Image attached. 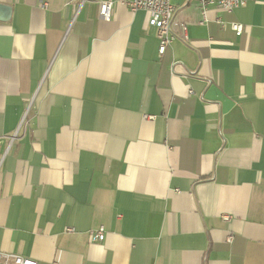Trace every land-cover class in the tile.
Wrapping results in <instances>:
<instances>
[{
  "label": "crops",
  "instance_id": "1",
  "mask_svg": "<svg viewBox=\"0 0 264 264\" xmlns=\"http://www.w3.org/2000/svg\"><path fill=\"white\" fill-rule=\"evenodd\" d=\"M127 1L0 0V252L264 264V0H169L161 57Z\"/></svg>",
  "mask_w": 264,
  "mask_h": 264
},
{
  "label": "built area",
  "instance_id": "2",
  "mask_svg": "<svg viewBox=\"0 0 264 264\" xmlns=\"http://www.w3.org/2000/svg\"><path fill=\"white\" fill-rule=\"evenodd\" d=\"M252 0H196L201 14L204 16L209 7H215L227 12L237 8H242ZM131 13L143 11L147 13L149 27L154 28L158 40V56L161 57L173 41H187V26L183 22L176 20L175 7L169 0H129L123 2ZM112 2H101L99 4V15L104 20H109L112 11ZM199 24H202L200 22ZM231 29L236 35H240L242 26L239 24H230ZM105 237V230L100 227L96 231L89 233L90 242H102ZM0 264H37L30 258H24L16 254L1 253Z\"/></svg>",
  "mask_w": 264,
  "mask_h": 264
}]
</instances>
